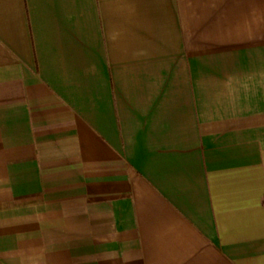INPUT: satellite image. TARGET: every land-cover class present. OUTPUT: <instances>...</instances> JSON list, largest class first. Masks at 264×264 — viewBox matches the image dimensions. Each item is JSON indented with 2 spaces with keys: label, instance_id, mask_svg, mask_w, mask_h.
<instances>
[{
  "label": "crops",
  "instance_id": "0c3cea01",
  "mask_svg": "<svg viewBox=\"0 0 264 264\" xmlns=\"http://www.w3.org/2000/svg\"><path fill=\"white\" fill-rule=\"evenodd\" d=\"M0 264H264V0H0Z\"/></svg>",
  "mask_w": 264,
  "mask_h": 264
}]
</instances>
